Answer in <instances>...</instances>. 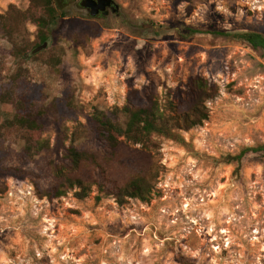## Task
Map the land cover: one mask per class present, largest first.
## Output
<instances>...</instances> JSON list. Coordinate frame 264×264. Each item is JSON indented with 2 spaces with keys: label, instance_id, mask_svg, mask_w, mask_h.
Segmentation results:
<instances>
[{
  "label": "rangeland",
  "instance_id": "374dc122",
  "mask_svg": "<svg viewBox=\"0 0 264 264\" xmlns=\"http://www.w3.org/2000/svg\"><path fill=\"white\" fill-rule=\"evenodd\" d=\"M114 1L108 17L59 14L51 44L31 56L30 0H0V95L15 75L31 83L48 145L27 151L6 127L13 98L0 103V264H264V157L238 160L264 145V52L218 35H264V0ZM185 26L206 34L184 40L175 29ZM197 75L218 89L203 127L126 143L123 162L104 155L95 115L124 130L130 91L154 87L165 102ZM72 146L119 184L158 172L151 203L120 204L101 170L84 189L46 197Z\"/></svg>",
  "mask_w": 264,
  "mask_h": 264
},
{
  "label": "trees",
  "instance_id": "16d2710c",
  "mask_svg": "<svg viewBox=\"0 0 264 264\" xmlns=\"http://www.w3.org/2000/svg\"><path fill=\"white\" fill-rule=\"evenodd\" d=\"M87 0H30L31 18L33 24L39 28L38 41L30 55H38L51 44L46 32L51 23H55L58 15L68 17L76 8H84ZM179 37L190 40L197 35L206 34L190 27L175 29ZM223 37H230L251 46L255 50L264 52V35L259 33H219ZM31 83L20 75L12 77L8 90L0 95V103H9L13 98L15 114L7 121L6 127L20 131L26 143V150L39 153L48 148L42 139L44 111L37 109L30 94ZM218 95L216 86L203 76L190 77L187 83L171 91L164 102L160 99L154 87L143 90H132L128 94L127 102L122 112L128 117L123 129L118 127L105 114L94 117L95 130L102 152L110 160L123 162L125 155L122 148L126 143L145 147L152 142L154 136H162L172 140H179L180 132L203 127L210 119L208 104ZM259 154L264 157V145L257 148L244 149L238 157L241 160L248 154ZM66 167L57 169L59 182L47 192L46 197L51 200L65 197L75 188H86L84 175L101 170L109 175V183L114 192L112 195L117 202L123 204L124 199H134L142 203H151L156 188L158 172L151 176H135L124 184H119L112 178V171L105 165L98 163L96 157L88 155L72 146L67 150ZM93 164V166H92ZM180 264H191L185 259H179Z\"/></svg>",
  "mask_w": 264,
  "mask_h": 264
},
{
  "label": "water",
  "instance_id": "95a60500",
  "mask_svg": "<svg viewBox=\"0 0 264 264\" xmlns=\"http://www.w3.org/2000/svg\"><path fill=\"white\" fill-rule=\"evenodd\" d=\"M112 4H115L114 0H99L98 2L88 0L86 2V7L90 9L91 16L96 18L101 11H104L105 16H108L109 12H107L106 9Z\"/></svg>",
  "mask_w": 264,
  "mask_h": 264
},
{
  "label": "flooded vegetation",
  "instance_id": "af4514ba",
  "mask_svg": "<svg viewBox=\"0 0 264 264\" xmlns=\"http://www.w3.org/2000/svg\"><path fill=\"white\" fill-rule=\"evenodd\" d=\"M87 1H88V0H87ZM87 1H86V2H87ZM92 1H96V2H98L99 0H92ZM84 9H85L88 13H90V15H91L90 9L86 7V3L84 4ZM117 9H118V6H117V4L115 3V4H112L110 7H108V8L106 9V11L109 12V15H110L111 13L116 12ZM109 15H108V16H109ZM108 16H105V12H104V11H101V12L99 13V15H98L96 18H100V17H108Z\"/></svg>",
  "mask_w": 264,
  "mask_h": 264
}]
</instances>
